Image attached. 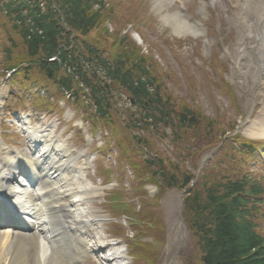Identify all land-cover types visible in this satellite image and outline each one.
<instances>
[{"label":"rangeland","instance_id":"1","mask_svg":"<svg viewBox=\"0 0 264 264\" xmlns=\"http://www.w3.org/2000/svg\"><path fill=\"white\" fill-rule=\"evenodd\" d=\"M231 1H235V0L226 1L227 3L224 6L225 9H223L225 10V12L231 6L236 5ZM192 6H193L192 10H194L196 8V5L194 7L192 3ZM219 7L220 8L218 12L220 14V19H221L220 22L222 24V29L219 32L218 41L219 40L225 41V47L231 50L233 49L234 43L236 44L239 41V37L235 38L234 33L231 31V29H233L237 36V30L234 29V26L230 20L231 17H229L230 12L224 14L222 13L223 11L222 7L221 6ZM151 8L154 13L152 16L155 18L156 21L153 22L157 25V27L165 28L166 26L160 21L161 16L155 12L153 5L151 6ZM171 10L173 11V9ZM229 10L233 12L232 9ZM143 23H147V22L143 19L141 23V28H143L142 27ZM124 29H127V26L123 27V29L118 30L119 38L120 37L123 38L122 34ZM92 33L95 38L101 39L105 43H108L106 45H109L111 43V41L104 34L103 30H97L94 32L92 31L91 34ZM203 38L208 39V41H206V43L204 44V46L206 47V53L208 55H212L213 51L222 52V50L218 49L217 47L218 41H215L214 38L213 39L215 43L209 40L210 38H212V36H206ZM149 39L161 45L163 52L160 54L157 53V57L160 58V61L167 73L166 81H168V85L174 84L173 81L170 79V77L175 76L176 78L175 80L177 82L176 84L179 86V88L175 90V94L179 97L186 96L188 92V89L186 87L188 86V82L182 77L181 73L187 71L188 65L191 66L192 70L196 71L195 62H194L195 58H192V54L194 52L193 49L196 47L197 44L195 43V41L196 40L198 41L200 38H196L195 40H192L193 38L187 39V41L192 40L191 43L194 44L193 46H191L190 44H180V40L179 42H177L178 40L177 38H172L170 39V41L163 42V40L160 39V37L156 38L152 35L151 36L149 35ZM126 41L127 40L123 41V43L125 42L127 49L134 46L132 45L130 40H128L127 42ZM99 49L106 50V47L102 43H99ZM103 56L105 58H108V53L103 52ZM211 70L215 74V71L213 70L212 67ZM234 70H235V66H234ZM234 70L230 69V74H232V76H235L236 73V77L238 78L240 72ZM243 72H245V70ZM196 74L199 75L198 73ZM217 78L221 79V76H218L216 74L213 75V79H211V83L214 84L217 83L218 82ZM241 80L242 81H241L240 89L235 88L234 85L231 84V89L234 92V98H235V100L233 101L228 99L226 96H223L222 93L216 92L215 95L217 97V101L213 103L209 99H207V97L204 98V94L201 95V98H199L197 91L193 89L191 91V93L196 92L195 95L197 97V100L203 105L205 115L211 113L212 116H215L216 112L219 113L220 115L226 114V116L217 117L215 120L219 121L220 118H225L224 120L226 123H223V125H225V128L227 130L229 127L234 125L235 121L237 120L244 121L250 116L251 119L256 120L258 118V114L260 113V111L258 110L255 109L251 110L254 106V102H256V96L261 91L260 88L257 86V80L253 78L250 72H248V77L242 78ZM227 82L229 84L233 82L230 76H228ZM238 82L240 83V80ZM134 110L135 112H137L136 109ZM249 111H250L249 114H244V113H248ZM138 116L139 118H143V115L141 114H138ZM128 120L129 119H127V122L124 124L127 127L128 132L130 134L136 132V134L141 136L139 137V141H135V145L137 147L134 148V150L137 153L136 157H138V159H141V156L143 154V148L151 152H156L157 150L156 154H159L166 163L167 160H172L173 162L176 163L181 162L182 169H187L189 167L190 169H192V164L198 163L205 154L204 153L198 156V154L201 152L200 145H206L207 142L209 141V139L205 137L204 135L205 132L203 131H200L202 137L196 139L197 138L196 130L193 128L189 130L190 132L188 138L191 137L192 140L196 139L195 144L197 145L193 150V153H195V158L190 159V161L188 162L190 151H186L184 149L185 145L182 144V142L176 141L174 137H173L174 141L172 142L171 139L165 138L164 136L161 135L152 136L151 133L148 132L147 134L143 135L141 131H133L130 128V122ZM119 127L123 128V125L119 124ZM118 130L123 134V138H125L123 131L120 129ZM126 134L128 135L127 132ZM144 138H147L148 141H145ZM190 141L191 139L189 138V142ZM209 153L210 152H207L206 156L209 155ZM137 185L138 184L136 183L135 186ZM148 188L155 190L151 186H148ZM128 190L133 196V191L131 190L130 182H129ZM134 198L135 197L131 198V200H135L136 206L142 209L140 216L143 215L144 217V220L141 223L143 229L140 228L138 230V234L139 235L142 234L141 239L138 240L143 243L145 241L151 242V243L148 242L151 245L149 247L150 254L147 251H145V249H140L135 251L138 264H201L200 263L201 252L197 245L196 238L194 237V233L189 227V216L185 217L183 212L182 192H179V190L171 191V189H169L166 193L161 194L160 199H153V200L149 199V201H145V203H141V205L138 199L137 198L134 199ZM156 215H157V220H156L157 224L153 223ZM157 226L159 227V229L156 231V233L161 243L155 242L152 232L154 229L157 228ZM126 233L129 234L131 233V231L126 228ZM152 247L154 250L152 249ZM158 251H159V255L156 254V252L158 253Z\"/></svg>","mask_w":264,"mask_h":264},{"label":"trees","instance_id":"2","mask_svg":"<svg viewBox=\"0 0 264 264\" xmlns=\"http://www.w3.org/2000/svg\"><path fill=\"white\" fill-rule=\"evenodd\" d=\"M64 2L76 9H81L80 3L70 0H64ZM31 10L37 22L50 18L48 15L40 14L34 6ZM42 27L46 30L44 24ZM42 41H44L43 38L34 40L30 56L37 55ZM48 49L51 56L56 53L57 46L49 45ZM48 65L44 63L41 67L51 72ZM139 90L145 93L143 85H140ZM208 191L205 198L197 193L189 197L186 208L191 220L190 227L203 255L202 264H264L262 249L264 243L246 225L244 214L237 211V199L232 200L236 192L230 188L222 192L215 190L212 194L210 190Z\"/></svg>","mask_w":264,"mask_h":264},{"label":"bare ground","instance_id":"3","mask_svg":"<svg viewBox=\"0 0 264 264\" xmlns=\"http://www.w3.org/2000/svg\"><path fill=\"white\" fill-rule=\"evenodd\" d=\"M154 9L160 14L162 13V22L164 24L169 25L172 27L177 35L181 36H193V37H199V34L201 33V25H198V29H196L195 23L189 24V20L181 15L180 13H174L171 10V6L169 4L168 0H152ZM232 3H236V1H231ZM201 6H203V3H201ZM256 5H253L252 7L246 8L247 11H251L253 8H255ZM165 12V13H164ZM172 13V14H171ZM246 12H240V15H246ZM261 14V13H260ZM257 16V22L258 26H260V29L264 31V17L263 15ZM184 18V20L182 19ZM260 37V33L256 32L249 37H251L254 40V45L252 50H256L257 53H254L255 60L252 59L251 55L248 61V66H251L249 68L250 73L252 74L253 78L258 81V79L262 76H264V55H263V48L262 45L258 41V37ZM260 94L257 96L258 102L255 105V108H260L261 110H264V84L262 85L260 89ZM256 125V123H255ZM32 134L33 137H35V132H29ZM40 133V132H37ZM34 139V138H33ZM65 148V142L62 140L55 141V142H49L44 145H42V151L41 154H43V165H46L47 168H51V166L54 167L55 164H59L61 161V152L64 151ZM5 163L6 159L2 160L1 163ZM73 161H67L63 162L65 165H67L70 168V172L68 173L69 180L65 182V186L62 187L57 193L56 192H50L49 195L51 196L50 200H52L53 207L57 208H63L62 212L64 213L62 217L58 213V209L56 211H53L52 208L48 211V214L50 217H53V219L56 221L55 226L57 227V230L55 231L53 236L51 235V230L47 229L44 224V215L41 218V222L43 225L44 234L43 235H36V239H39L41 237L45 238V241L49 245H53L54 242L61 244L65 240L72 241V240H78L79 238V232L76 228L73 230V228L76 226V222L74 220V217L78 215L79 213H84L83 217L77 219L78 221H81L82 227L85 226V229L87 230L88 221L92 220V213L90 210H86L85 206L81 208L78 204H74L75 200L74 196L76 195V191L80 188L82 185L81 181H79L75 176L73 175ZM60 166V165H59ZM63 168H60V170H63ZM84 194V193H82ZM82 194H77V199L80 198V200L83 199L81 196ZM50 206V207H51ZM77 209V211L73 210ZM70 210H73L70 212ZM47 220V219H46ZM92 228L96 226L95 224H91ZM96 229V228H95ZM97 230V229H96ZM99 230V228H98ZM88 231V230H87ZM93 231H89V233L93 236H96V233ZM50 236V237H49ZM43 240V239H42ZM54 242H51V241ZM24 245L25 251H28V243L27 241H24L22 243ZM43 244L45 242L43 241ZM81 247L82 248V254L81 257H84L85 253L83 251L86 250L85 244L83 242H77L75 248ZM112 256H110V261H117L118 263H124V249L122 247H119L118 245L112 244ZM10 252V249L8 250V253ZM14 254L18 255V251L16 250ZM22 254V253H21ZM2 255V249L0 248V256ZM16 258V256L14 257ZM21 260L18 259L17 264H25L24 262H27V259L25 257L20 256ZM113 260V261H112ZM60 264L64 263L62 258L53 256L48 259L46 263L42 264ZM110 262L107 261V264Z\"/></svg>","mask_w":264,"mask_h":264}]
</instances>
